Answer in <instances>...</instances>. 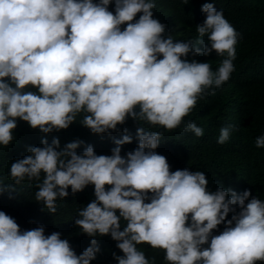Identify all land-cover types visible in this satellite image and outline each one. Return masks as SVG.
<instances>
[{
  "label": "clouds",
  "instance_id": "9594fccd",
  "mask_svg": "<svg viewBox=\"0 0 264 264\" xmlns=\"http://www.w3.org/2000/svg\"><path fill=\"white\" fill-rule=\"evenodd\" d=\"M155 6V0H0V146L12 141L17 118L50 133L66 129L80 113V124L96 134L130 117L202 136V127L182 118L230 79L240 33L222 10L203 3L196 37L174 40L162 35ZM213 50L223 57L216 70L184 59ZM233 128L221 127L216 143H225ZM135 135L138 146L124 156L121 145L132 139L126 134L113 140L111 155H97L91 145L77 154L79 140L58 150L53 137L12 162L9 179L35 181V201L49 214L69 187L74 194L92 185L94 199L78 209L74 224L93 239L77 255L59 232L45 235L42 225L21 230L0 211V264H90L99 251L95 237L105 234L123 253H113L116 264H155L140 244L163 250L167 264L264 262V199H249L248 190L208 191L204 172L169 171L166 157L154 151L160 131L140 126ZM254 144L264 148V132ZM221 223L223 230L213 235Z\"/></svg>",
  "mask_w": 264,
  "mask_h": 264
},
{
  "label": "trees",
  "instance_id": "16d2710c",
  "mask_svg": "<svg viewBox=\"0 0 264 264\" xmlns=\"http://www.w3.org/2000/svg\"><path fill=\"white\" fill-rule=\"evenodd\" d=\"M203 3H212L214 8L222 10L240 37L236 44V58L233 61L235 67L230 79L215 89L214 95L198 99L191 112L182 118V124L191 120L202 127V136L196 137L190 131H182V125L164 130L130 117H126L115 130L96 134L80 124L84 113L77 114L66 129L41 133L17 118L12 130V141L7 146H0V188L13 184L9 179L10 164L28 155V147L41 146L42 138L50 143L56 137L59 141L58 150L66 143L79 140L83 143L75 149L77 154L91 145L97 155H111V149L116 146L113 140L126 134L132 139L121 145L120 154L124 156L138 146L135 130L142 126L146 131L161 132V140L154 151L166 157L169 171L184 168L200 170L205 174L208 191L222 187L240 194L248 190L249 199L252 196L264 199V148H257L254 144L255 138L264 132V0H188L187 4L184 0H155L153 18L165 25V33L162 34L165 37L170 34L174 40L194 39L197 35L196 25L202 24L204 20V14L200 11ZM108 10L113 11L112 3ZM139 15L137 13L134 20ZM124 26H120L121 30ZM184 59L208 62L212 70H216L223 57L213 50L207 56L189 53ZM229 124L234 126L229 139L223 144H217L219 129ZM109 187L105 185L106 190ZM37 190L36 182L27 179L20 184H13L11 189L0 190V211L14 218L21 230L42 225L45 235L59 232L61 238L66 239L71 249L79 255L90 246L93 238L84 234L74 224V219L78 209L94 199L93 186L89 184L74 194L69 187V195L62 200L58 199L57 211L50 214L43 208L42 202L35 201ZM232 215L230 212L226 219ZM121 223L122 230L124 222ZM223 228L224 224L221 223L213 230V235L219 234ZM95 239L99 251L90 264H116L113 253L123 255L116 248L117 242L109 234L97 235ZM137 247L147 258L154 259L155 264H167L163 260V250L153 249L147 244ZM203 247H207V244ZM256 264L264 262L257 261Z\"/></svg>",
  "mask_w": 264,
  "mask_h": 264
}]
</instances>
